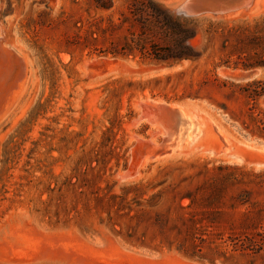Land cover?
<instances>
[{
	"label": "rangeland",
	"instance_id": "obj_1",
	"mask_svg": "<svg viewBox=\"0 0 264 264\" xmlns=\"http://www.w3.org/2000/svg\"><path fill=\"white\" fill-rule=\"evenodd\" d=\"M104 1L0 0V264H264V0H154L197 32L170 62L123 56L141 0ZM158 100L205 123L178 156Z\"/></svg>",
	"mask_w": 264,
	"mask_h": 264
},
{
	"label": "trees",
	"instance_id": "obj_2",
	"mask_svg": "<svg viewBox=\"0 0 264 264\" xmlns=\"http://www.w3.org/2000/svg\"><path fill=\"white\" fill-rule=\"evenodd\" d=\"M100 1V3H99ZM99 7L107 8L104 0H97ZM102 2V3H101ZM122 24H129L130 37L122 48L123 56L140 55L141 59L158 62L197 60L200 54L191 43L196 38V29L191 26L192 20L186 17L174 18L171 11L165 9L154 0H141L132 3L128 8V14L122 15ZM121 24V25H122ZM139 27L137 33L133 28ZM161 27L171 39V44L160 47L152 43L151 36L155 30ZM261 64L246 66L252 68ZM256 83H252L255 85ZM264 95V90L255 93L254 97ZM247 121L243 123L244 130H250L264 136V114L250 111Z\"/></svg>",
	"mask_w": 264,
	"mask_h": 264
},
{
	"label": "bare ground",
	"instance_id": "obj_3",
	"mask_svg": "<svg viewBox=\"0 0 264 264\" xmlns=\"http://www.w3.org/2000/svg\"><path fill=\"white\" fill-rule=\"evenodd\" d=\"M182 1V0H181ZM184 2V0H183ZM223 2V1H222ZM182 3V2H181ZM218 3V1H217ZM215 5V4H214ZM183 6V5H182ZM216 6V5H215ZM238 13V12H237ZM1 49V48H0ZM3 50V49H2ZM1 50V51H2ZM5 50V49H4ZM6 51V50H5ZM7 52V51H6ZM3 53V52H2ZM5 55H8V54H5ZM4 56V55H3ZM7 58V56H5ZM11 57V56H10ZM9 57V59H11ZM4 59V57H2V60ZM8 60V59H6ZM12 60V59H11ZM5 61V59H4ZM10 61V60H9ZM20 61V60H19ZM8 62V61H7ZM13 62V60H12ZM3 63V61H2ZM17 63V62H16ZM22 63V62H21ZM19 65V63H17ZM1 65V63H0ZM4 66L6 65L3 64ZM21 65V64H20ZM7 66V65H6ZM5 66V68H6ZM1 67V66H0ZM3 67V66H2ZM1 67V68H2ZM9 67V65H8ZM10 68V67H9ZM1 70V69H0ZM1 72V71H0ZM1 74V73H0ZM142 104V103H141ZM144 106L142 107L143 110L142 112L144 111V117L146 118V121L147 123L149 122L151 124V127L153 129V133L151 135V139L147 140L146 143H150L156 147L158 146H161V143L170 138V144H169V147L167 148L169 153L168 155H165L164 158L166 157H169V156H173V155H177L178 154L180 155V153H182L183 151L185 152V150L189 149L191 145H193L196 140L198 138H200L203 134H204V126H205V123H202L200 121V119L197 117V119L195 118V112L191 111V109H189V107L187 108L186 106H181V105H177V104H171L173 106H178V107H181L184 111H185V114L186 116L184 117L185 120L181 122L180 124V128H178V132L175 133L174 131V123H170L169 125H163L162 123H160L158 121V117H159V111L157 109V107L160 105V104H165L163 101L161 100H158V101H155V102H152L151 103H148V101H144ZM145 107V109H144ZM189 111V112H188ZM195 113V114H194ZM145 120V119H144ZM195 121H198L199 124L201 126H196L194 124ZM158 136L162 137L163 139L158 142ZM143 138V137H142ZM146 140V139H145ZM137 142V140H136ZM145 143V144H146ZM144 144V143H143ZM140 147V146H139ZM148 157V156H147ZM150 157V156H149ZM146 158V157H144ZM163 158V157H162ZM151 158H147V161L151 160ZM168 159V158H167ZM161 160V159H159ZM131 163V162H130ZM138 163V161H137ZM143 163V162H141ZM146 163V162H145ZM144 163V164H145ZM143 164V165H144ZM147 164V163H146ZM145 167V166H144ZM137 172V171H136ZM131 176V174H130Z\"/></svg>",
	"mask_w": 264,
	"mask_h": 264
},
{
	"label": "water",
	"instance_id": "obj_4",
	"mask_svg": "<svg viewBox=\"0 0 264 264\" xmlns=\"http://www.w3.org/2000/svg\"><path fill=\"white\" fill-rule=\"evenodd\" d=\"M197 3H198L197 0H193L192 4H190L191 5L190 7L191 8L195 7L192 5L197 4ZM256 75H257V72L255 71H246L243 73L232 75V77L237 81H248V80L253 79ZM157 109L160 113L158 117V121L165 126L169 125L170 123H174V131L175 133H177L178 128H180L181 122L185 120L184 118L186 116L185 111L181 107L173 106L168 103L160 104L157 107ZM194 124L196 126H201L198 121H195ZM170 143H171L170 138L164 140L161 143L162 149L167 152L168 151L167 148L169 147Z\"/></svg>",
	"mask_w": 264,
	"mask_h": 264
}]
</instances>
